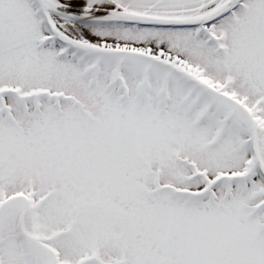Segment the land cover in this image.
Here are the masks:
<instances>
[{
  "label": "snow or ice",
  "instance_id": "6c2138e0",
  "mask_svg": "<svg viewBox=\"0 0 264 264\" xmlns=\"http://www.w3.org/2000/svg\"><path fill=\"white\" fill-rule=\"evenodd\" d=\"M0 264H264V0H0Z\"/></svg>",
  "mask_w": 264,
  "mask_h": 264
}]
</instances>
